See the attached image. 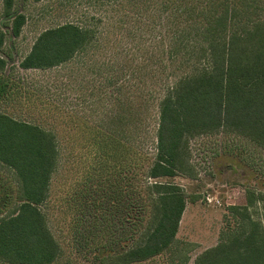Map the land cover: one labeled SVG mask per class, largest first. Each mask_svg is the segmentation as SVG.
I'll return each mask as SVG.
<instances>
[{
    "label": "trees",
    "instance_id": "trees-1",
    "mask_svg": "<svg viewBox=\"0 0 264 264\" xmlns=\"http://www.w3.org/2000/svg\"><path fill=\"white\" fill-rule=\"evenodd\" d=\"M2 3L3 22L17 38L26 17L13 11L14 0ZM150 14L147 39L165 46L167 55L161 69H173L180 59L186 68L173 72V83L158 101L153 155L137 131L132 93L124 95L123 113L113 117L112 124L86 127L80 135V181L99 190L84 196L86 222L90 227L97 224V234L95 241L84 239L82 246L94 245L90 254L101 264H141L174 243L187 196L171 180L193 176L190 138L224 134L243 141L219 151V157L235 155L231 160L241 167L252 168L249 146L264 156V0H159ZM92 37L90 29L73 23L47 29L19 67L61 66ZM6 67L0 55V72ZM134 75L124 74L121 83ZM10 88L2 76L0 100L9 96ZM140 101L145 107L148 99ZM57 158L52 132L0 113V165L13 176L0 174V264H56L60 258V246L40 209L49 198ZM247 188L244 204L228 207L238 227L229 226L225 238L194 264H264V192ZM100 210L108 212V220Z\"/></svg>",
    "mask_w": 264,
    "mask_h": 264
},
{
    "label": "rangeland",
    "instance_id": "rangeland-1",
    "mask_svg": "<svg viewBox=\"0 0 264 264\" xmlns=\"http://www.w3.org/2000/svg\"><path fill=\"white\" fill-rule=\"evenodd\" d=\"M158 5L159 0H14L13 11L26 17L20 36L14 38L10 24L3 22L0 0V55L7 62L0 78L5 76L11 87L9 96L0 100V113L39 125L57 139L58 158L49 198L40 207L61 249L56 264H101L90 254L94 245L82 246L84 239L95 241L97 234V224L92 222L90 227L86 222L89 208L84 196L99 193L79 177V140L85 128L112 124V118L123 113L124 95L132 93L137 131L145 150L154 154L158 101L173 83V72L178 74L186 68L180 59L173 69H161L168 63L165 46L147 39L150 12ZM65 23L92 31V40L84 50L56 68L20 69L19 63L40 33ZM131 72L135 75L123 85L121 78ZM142 97L148 99L145 107L140 106ZM229 144L244 145L224 134L189 139L193 176L171 180L187 196L175 241L161 256L141 264H194L200 254L225 238L229 226L238 227L239 220L228 212V207L244 204L247 187H260L264 192V156L248 145L252 153L248 165L252 168L237 166L231 160L235 155L219 157V151L223 153ZM0 174L13 177L2 165ZM207 195L218 198L221 205L206 203ZM99 213L108 220V212ZM103 227L107 229L104 221ZM107 239L103 238L102 243Z\"/></svg>",
    "mask_w": 264,
    "mask_h": 264
},
{
    "label": "built area",
    "instance_id": "built-area-1",
    "mask_svg": "<svg viewBox=\"0 0 264 264\" xmlns=\"http://www.w3.org/2000/svg\"><path fill=\"white\" fill-rule=\"evenodd\" d=\"M205 201L206 203H208L209 205H213V206H220V200L216 197H212L210 195L205 196Z\"/></svg>",
    "mask_w": 264,
    "mask_h": 264
}]
</instances>
